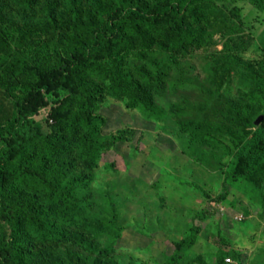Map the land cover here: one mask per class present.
I'll list each match as a JSON object with an SVG mask.
<instances>
[{"label":"rangeland","instance_id":"374dc122","mask_svg":"<svg viewBox=\"0 0 264 264\" xmlns=\"http://www.w3.org/2000/svg\"><path fill=\"white\" fill-rule=\"evenodd\" d=\"M116 1L0 0V123L12 117L13 95L36 82L26 65L54 66L68 50L89 46ZM233 6L238 16L221 3L186 13L192 40L176 48L171 24L148 28L124 20L116 53L77 71L88 83L100 139L109 143L90 165L78 160L76 149L64 158L45 154L49 142L61 141L58 118L78 105L70 89L47 95L49 105L30 128L20 129L17 146L37 165L43 157L50 160L46 169L54 160L75 201L71 210L43 185L34 188L7 175L4 196L30 213L12 236L24 263L165 264L198 227L197 242L181 264H226L228 258L264 264V168L248 179L227 178L237 164L233 141L250 138L261 123L260 101L252 113L244 109L249 96L260 92L254 75L262 74L264 62V8L251 0ZM137 100L162 109L163 120H146L129 105ZM206 122L219 144L210 136L206 144H191L182 128ZM8 141L4 136L0 148L9 151ZM2 225L0 237L7 229L11 236V227ZM46 226L66 232L49 241L35 238L38 227Z\"/></svg>","mask_w":264,"mask_h":264},{"label":"trees","instance_id":"16d2710c","mask_svg":"<svg viewBox=\"0 0 264 264\" xmlns=\"http://www.w3.org/2000/svg\"><path fill=\"white\" fill-rule=\"evenodd\" d=\"M235 1L237 0H153L151 4L147 2L140 4L138 0H117L116 7L109 11L108 21L105 26L101 29L99 28L97 32L93 31L94 41L89 46L81 50H68L66 58L54 66L37 68L26 65L34 72L36 82L28 90H24L22 94L13 95L14 90L12 88H5L13 95V105L12 117L0 123V142L4 136L9 137L6 146L9 151L3 147L0 148V223L2 227V222H5L6 226L11 227L13 233L9 236L8 229L6 231L3 230L1 233L0 264H26L23 262L22 255L17 250L12 236H17L18 231L26 223V218L30 215L27 208H22L15 201L13 202L10 198L8 200L4 196V189L7 188L8 184L6 181L7 175H13L15 180L22 182V184L29 183L28 185L34 188L43 185L50 190L53 196L55 195L57 198L60 196L71 210L74 208L75 200L70 195L69 186L64 184L65 177H62V179L58 178L59 172H57L58 169L54 160L52 168L46 169L50 160L43 157L41 164L37 165L33 158H27L26 156L24 158L23 149L20 150V146H17L21 137L20 129L30 128L31 124L34 123L32 119L34 115H37L40 110L49 105L47 95L59 96L58 93L61 90L70 89L74 94L72 98H78V105L58 118L57 132H59L58 138H61V141L49 142L47 149L44 151L45 154L49 158L55 155H60L61 158H64L73 154L76 149L78 160L85 164H91L95 162L96 157L98 159L99 151L105 145H109V143H105L100 139L101 123L100 119L93 115L94 105L91 101V94L87 89L88 83L85 79L78 76L77 71L86 64L95 60H106L116 53L124 34V20L129 21L134 26L142 25L148 28L171 24L176 32L172 38L171 45L176 48L182 43L192 40V36L188 35V30L184 24L186 13L191 12L198 6L206 7L209 10L215 4L221 3L238 16L237 8L233 6ZM251 1L257 4L258 7L264 8V0ZM254 80L257 90L260 92H254L249 96L248 99L250 101L247 102L244 110L252 113L256 101H260L262 103L260 112L263 119L250 138H244L239 135L242 138V142L238 144V142L233 141L238 149L236 154L237 164L233 173L227 176L228 179H248L258 169L264 168V62L262 74H255ZM110 92L112 93L111 90ZM114 95L119 97L115 93ZM128 95L133 97L132 93H128ZM137 101L138 103L132 101L129 105L131 107H139L146 120H152L153 118L163 120L162 109L154 107L149 100L145 102ZM63 108L64 105H60L58 110L62 111ZM55 109H53V112ZM186 125L187 127L182 128V130L188 133L191 144H206V138H209L210 128L213 127V124L206 122L198 123L196 126H192V123H186ZM77 134H81L83 139L77 142L67 139ZM66 135L68 137L65 139ZM63 139H65L64 143H62ZM210 139L213 140L211 136ZM212 142L219 144L215 140ZM81 145H85V149L81 148ZM226 150L229 151L227 147ZM9 163H12L13 168L8 166ZM7 171L9 174L6 173ZM9 188L13 189L12 186ZM223 197L221 196L219 200ZM33 213L37 217L38 214L36 212ZM66 224H63V229ZM63 229L56 226H46V229L43 230L38 227L35 238H42L45 241L53 240V238L57 237L61 238V235L66 232ZM89 229L96 237H100V233L97 236L96 227L91 226ZM58 233L61 234L58 235ZM200 233V228L192 227L189 236L176 244L174 256L165 264H181L184 259V252H187L195 245ZM29 239L27 236L25 242Z\"/></svg>","mask_w":264,"mask_h":264},{"label":"built area","instance_id":"2783aa9c","mask_svg":"<svg viewBox=\"0 0 264 264\" xmlns=\"http://www.w3.org/2000/svg\"><path fill=\"white\" fill-rule=\"evenodd\" d=\"M225 261H226V263H229V264L233 263L230 258L226 259Z\"/></svg>","mask_w":264,"mask_h":264},{"label":"water","instance_id":"95a60500","mask_svg":"<svg viewBox=\"0 0 264 264\" xmlns=\"http://www.w3.org/2000/svg\"><path fill=\"white\" fill-rule=\"evenodd\" d=\"M262 119H263V118L261 117V118H260V121H262Z\"/></svg>","mask_w":264,"mask_h":264}]
</instances>
